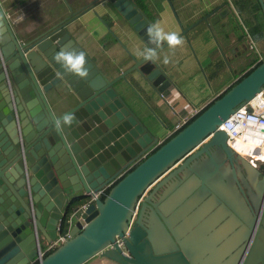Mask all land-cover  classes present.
<instances>
[{
    "label": "water",
    "instance_id": "1",
    "mask_svg": "<svg viewBox=\"0 0 264 264\" xmlns=\"http://www.w3.org/2000/svg\"><path fill=\"white\" fill-rule=\"evenodd\" d=\"M98 1L76 10L65 3L69 15L22 33L0 4V264H264V214L250 249L241 247L226 259L243 231L241 241L250 239L244 211L252 202L249 174L257 171L216 129L260 91L264 60L157 142L114 88L123 82L145 108L152 102L162 111L156 97L171 85L157 61L139 55L155 45L147 34L151 22L130 0H106L141 39L134 53L125 49L130 66L108 78L86 55L89 75L79 78L54 60L62 48L82 51L66 26ZM258 2L264 14V0ZM220 8L180 26V35L204 21L214 36L211 26L223 17ZM68 113L75 115L72 124L58 126ZM107 184L103 197L90 200L91 191ZM174 185L182 192L190 185L191 197L205 194L214 202L205 221L208 232L172 229V201H179ZM63 222L68 238L33 263L37 248L55 240ZM115 236L123 238L126 254Z\"/></svg>",
    "mask_w": 264,
    "mask_h": 264
},
{
    "label": "crops",
    "instance_id": "2",
    "mask_svg": "<svg viewBox=\"0 0 264 264\" xmlns=\"http://www.w3.org/2000/svg\"><path fill=\"white\" fill-rule=\"evenodd\" d=\"M89 1L0 0V4L10 17L13 26L22 33L23 29L34 28L33 31H36L69 15L65 3L72 10H76ZM219 5H222L218 11L223 13V17L211 26L214 36L206 22L201 21L186 33L187 37L182 35L184 41L182 46L176 49L166 46L158 52L160 59L157 63L171 81L169 88L163 91L164 100L156 97L157 104L164 106L162 111L152 102H149V107L145 108L123 82L114 87L139 119L150 127L157 142L164 141L177 129L181 117L190 116L193 110L199 111L227 89L257 62V58L256 56L253 59L249 58L250 49L246 39L248 50L245 51L242 47L241 40L245 38V26L241 14L229 0H170V2L145 0L144 8L136 5L151 23L159 22L165 31L178 32L180 26L190 25ZM99 17L102 22L99 21ZM211 17L212 15L208 19ZM229 17H231L230 21ZM66 29L93 65L108 78L116 76L131 65L125 49L134 53L136 46L142 44L136 32L122 16L115 13L106 0L98 1L92 9L70 22ZM165 55L169 56L171 61L167 65L162 62ZM222 56L227 59L228 66ZM234 59L238 61L235 62ZM207 71L211 72L212 80L217 81V84L213 85L210 82ZM122 88H126V91L121 92ZM218 167L223 168L222 164ZM222 183V179L217 181L218 186ZM173 188L175 197L183 204L179 207L178 200L172 201L176 212L175 219L171 223L172 229L181 232H196L201 229L204 233L208 232L211 226L210 223L206 226L205 221H210L211 212L215 208L214 202L205 194L191 197L194 187L190 185L185 186L184 192L181 185L177 187L174 185ZM177 203L178 206L175 207ZM199 224L205 228H198ZM221 241L219 239V242ZM47 246L42 249L43 252L46 251ZM222 258H225V254Z\"/></svg>",
    "mask_w": 264,
    "mask_h": 264
},
{
    "label": "built area",
    "instance_id": "3",
    "mask_svg": "<svg viewBox=\"0 0 264 264\" xmlns=\"http://www.w3.org/2000/svg\"><path fill=\"white\" fill-rule=\"evenodd\" d=\"M246 30V29H245ZM245 39L248 44V48L253 50L257 58V62L261 60V53L255 47V41L245 31ZM2 64V59L0 58ZM160 98L164 100L163 92L160 93ZM257 108V111L253 110L252 106ZM198 113V110H193L190 116L181 117L177 129L187 123L192 117ZM216 129L223 130L226 134V144L233 150L234 153L242 156L247 161L258 165L264 163V85L258 93H256L251 99L237 106L232 113L219 125ZM109 184L91 191L90 200L96 197H103ZM25 189L28 197H30L29 186L25 179ZM55 240L48 244L47 249L43 252L37 248L36 256L33 259V263L39 260L45 253L53 249L58 243L68 238V227L65 231H61V227L58 225V230ZM123 239L115 236L114 242L117 246H122ZM249 239L247 245L250 243ZM247 250V249H246ZM245 250V251H246Z\"/></svg>",
    "mask_w": 264,
    "mask_h": 264
},
{
    "label": "clouds",
    "instance_id": "4",
    "mask_svg": "<svg viewBox=\"0 0 264 264\" xmlns=\"http://www.w3.org/2000/svg\"><path fill=\"white\" fill-rule=\"evenodd\" d=\"M149 43L155 47H145L139 55L146 61H157L160 59L158 48L165 42L170 49H176L183 44V37L178 31H165L159 22L151 23L147 28ZM54 60L67 72L79 78H85L89 75V70L86 67V54L83 51L72 49L71 47L62 48L54 56ZM163 64H169L170 57L165 55L162 60ZM75 119L73 113H68L62 117V121H57L59 126L62 122L65 125H71Z\"/></svg>",
    "mask_w": 264,
    "mask_h": 264
},
{
    "label": "flooded vegetation",
    "instance_id": "5",
    "mask_svg": "<svg viewBox=\"0 0 264 264\" xmlns=\"http://www.w3.org/2000/svg\"><path fill=\"white\" fill-rule=\"evenodd\" d=\"M241 43H242V47L243 49H247V44L245 42V38H243L241 40ZM248 50V49H247ZM252 167H254L256 169L257 172H251L249 175L251 176L250 177V180L252 182V186H253V189H252V192L250 194L251 198H252V202L251 204L254 206V210L250 208V206H245V211H244V214H245V218L247 219V222L250 224L251 223V226H252V230H251V233H250V243L247 245V242L244 243L242 242L241 240H244V231L239 235L240 239L238 240H234L233 243H232V248L231 250L229 251L227 258H229L230 255L234 256L233 253L236 254V252L240 251L241 247L242 249H247V251L250 249L255 237H256V234H257V231L258 229L261 227L262 225V218H263V214H264V180L262 179V177H264V171H262L260 168H259V164L258 165H253L252 162L250 161H247ZM229 174H230V169H226ZM137 210L135 211L132 219H131V224L136 220L137 218ZM244 229H246V227H244ZM123 239V238H122ZM123 241V244H124V240ZM122 244V246H118L120 249H121V252L126 254V250L124 248V245ZM244 244V245H243ZM243 245V246H242ZM246 251V253H247ZM238 254V253H237ZM236 254V255H237Z\"/></svg>",
    "mask_w": 264,
    "mask_h": 264
},
{
    "label": "trees",
    "instance_id": "6",
    "mask_svg": "<svg viewBox=\"0 0 264 264\" xmlns=\"http://www.w3.org/2000/svg\"><path fill=\"white\" fill-rule=\"evenodd\" d=\"M135 6L144 8L145 0H130ZM234 8L241 14L242 22L245 26L247 33L251 36L254 41L262 40L264 42V14L260 7L258 0H229ZM136 6V7H137ZM137 7V8H138ZM264 60V50L262 51V58L260 61L256 62L254 65L258 64ZM247 69L239 78L244 76L248 71ZM238 78V79H239ZM177 129L171 133L166 139L172 136ZM165 139V140H166ZM67 225L65 222L61 225V231H65Z\"/></svg>",
    "mask_w": 264,
    "mask_h": 264
},
{
    "label": "rangeland",
    "instance_id": "7",
    "mask_svg": "<svg viewBox=\"0 0 264 264\" xmlns=\"http://www.w3.org/2000/svg\"><path fill=\"white\" fill-rule=\"evenodd\" d=\"M231 20V17H229V21ZM225 25V24H224ZM217 46V45H216ZM255 47L257 48V50L261 53L262 55V51L264 50V42L262 40H259L257 42H255ZM248 56L250 59H253L254 58V53H253V50H248ZM224 76V79H225V74H223ZM207 77L208 79L210 80V82L214 85V84H217V81H214L212 80V75H211V72H208L207 71ZM259 168L264 171V163H260L259 164ZM42 249H44V247H42Z\"/></svg>",
    "mask_w": 264,
    "mask_h": 264
}]
</instances>
